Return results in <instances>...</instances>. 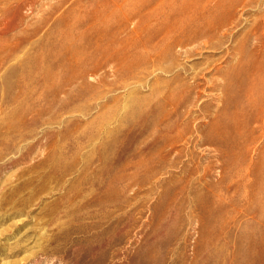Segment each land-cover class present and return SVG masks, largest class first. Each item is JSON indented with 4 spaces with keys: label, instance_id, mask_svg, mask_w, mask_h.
Returning <instances> with one entry per match:
<instances>
[{
    "label": "rangeland",
    "instance_id": "374dc122",
    "mask_svg": "<svg viewBox=\"0 0 264 264\" xmlns=\"http://www.w3.org/2000/svg\"><path fill=\"white\" fill-rule=\"evenodd\" d=\"M100 1L11 0L10 7H0V264H233L235 237L264 232V196L251 192L258 185L252 171L264 166V134L252 124L255 136L261 137L249 146L246 163L230 166L226 176L213 146L197 141L205 140L203 130L210 122L224 118L242 100L240 89L246 84L231 94L223 89L225 74L237 64V45L247 42L249 50L257 44L256 52L264 55V0ZM159 7H174L173 13L177 7H232L233 20L211 39V48L191 45L189 57L173 48L174 55L149 59L138 69L115 72L106 65L87 77L90 90L81 81L64 82L54 100L50 87L58 80L47 81V76L68 74L61 66L75 62L71 50L61 48L75 42L66 28L79 27L77 21L84 29L95 28L97 21L85 24V13H104L101 30L109 42L119 41L124 52L148 55L155 43L152 13ZM141 42L147 46L140 51ZM182 84L191 91L184 92ZM258 86L252 87L257 96ZM168 96L174 103L159 111L158 118L155 107ZM33 108L40 116H34ZM20 112L23 121L16 119ZM175 112L189 127L172 148L181 151L180 157L149 178L156 159L151 121L168 117L173 126ZM56 163L69 167V173L60 174ZM221 173L224 179L219 181ZM46 175L55 177L48 181ZM99 182L113 187L121 207L110 210L111 224L96 228L84 217L85 210L72 216V206L81 201L72 204L64 193L75 183L90 187ZM207 182L216 185L209 192L202 188ZM197 190L210 197L206 211L216 216L209 226L215 241L200 253L195 251L201 216Z\"/></svg>",
    "mask_w": 264,
    "mask_h": 264
},
{
    "label": "bare ground",
    "instance_id": "6f19581e",
    "mask_svg": "<svg viewBox=\"0 0 264 264\" xmlns=\"http://www.w3.org/2000/svg\"><path fill=\"white\" fill-rule=\"evenodd\" d=\"M66 1L68 0H61V2L63 3ZM102 1H100V4ZM10 2L11 0H0V4H2V6L0 5V7H10ZM124 4H125L124 1H118V6L122 7L124 6ZM14 7H20V4H16ZM173 8L174 7H159V9H156L158 10L157 12L155 11L152 13V18L154 19L153 22H155V26H156V28L154 29L155 43L153 47L151 48V52L149 51L150 53L148 55L143 54L141 52H136L134 55L129 52H126V51L124 52L120 50L119 46L121 43H119V41L109 42L106 37V32H102L101 30L102 27L106 26V20L104 18V13L103 14L100 12L96 13L97 11H95L94 13L86 12L85 15L87 16V22L86 23L84 22V23L86 25H94L92 22L97 21L98 25H96L95 28H91L89 26L88 29H84L83 26L77 21V26L79 27L75 29H72L71 26L69 27V29L66 28L68 30V34L71 33L74 35L75 42L71 44L63 45L61 46V48H66L67 46V48L71 50L69 51L67 49L68 54L75 60V62L73 63V65L72 63H70L69 66H66L64 64L61 66L62 70L68 69V74L65 75L62 73V76H61L59 74L56 75V74L50 73L49 76H47L46 78L47 81H52L53 79L58 80V83L50 87V92L54 100L55 98H57L59 93L62 92V85L64 82H70L73 80H75L76 82L81 81L86 86L85 81L87 77L90 75L98 74V72L106 65L112 66V68L116 70L115 72H117L119 69L129 70L134 67L138 69V68H141L143 65H146L149 59H153L154 61L155 60L163 61V59H166L170 54L174 55L173 52H171L173 48H177L179 49V51L182 50L181 53H183L184 56L187 55V57L191 55L190 49H193L191 45L197 44L199 47L211 48L210 47L211 39L216 38V36L218 35V32L224 27L228 26L233 20V14L231 13L232 7H200L198 11L195 9V7H177L178 11L174 13L172 12ZM81 28L83 29L77 30ZM95 38H98V39H95ZM145 43L141 42V45L139 46L140 51L146 48L147 45H145ZM245 43L242 42L241 44H239L240 47L239 45H237V48H239L236 50L237 55H238L237 64L236 65L234 64L235 66L234 68H232L231 72H229L231 70V67L229 68V71H228L229 73L227 72L228 75L225 74L227 77V80L225 82V87L223 88L224 90H226L225 92L227 93L229 92L231 94V93H234L236 89L241 88L243 86L242 84H246L247 85L246 89H240V91L242 90L240 94L242 96V100L237 106L233 108V110L228 111L227 109H225L228 111V113L226 112L225 116L223 115L224 118L215 119L212 122H210L208 126L206 127V130H203L204 131L203 137L205 140L202 141L200 139L197 141L198 145L209 144L213 146L216 152V156L218 155L219 159L222 160L220 164L223 170L221 171H224L223 174H225V176L228 170L230 169V166L235 168L238 165L246 163L245 162L246 154L250 150L249 146L251 144L254 145V143L257 142V141L256 142L254 141L261 137L260 135H257L258 137L255 136L256 133L254 130L256 129H253L254 127H252V124L254 123H255L254 125L257 124L259 126L257 127L259 132L262 135L264 134V55L259 51L256 52L258 49L257 44H251L250 49L246 50V45H244ZM229 46L231 47V45ZM59 51H61V49H59ZM234 51L232 52L234 53ZM252 56L256 58V61L252 58ZM252 60L255 61L253 62L254 64L252 63ZM201 62L199 61V63ZM196 64L198 65V63ZM196 64H194V66ZM178 79L182 80V78H180L179 75H178ZM173 83H176V81ZM177 83L181 84L180 81ZM182 85H179V86L180 87L182 86V88L184 87L183 89L185 90L184 92H187L186 90H188V87L187 86L185 87V84H182ZM255 85H259L258 86L259 87L258 96L252 90V87H254ZM86 89L90 90L91 86L87 84ZM191 89H189L188 92L191 91ZM179 90H181V88ZM10 98H12V101H10L11 99H9L10 102H13V100H15L13 97H10ZM20 103L21 102H19V104ZM173 103H174L173 98L171 96L170 97L168 96L164 103L162 102L156 105L155 115L157 114V117L160 118L159 111L161 112V110H163V108H165L166 106H172ZM32 110H34V108ZM30 112H27V113H30ZM33 113H34V116L36 117L40 116V111L38 109L37 111ZM182 116L183 115L180 113H177V112L173 113V117H174V120H172L174 123L173 126L169 124V120L171 119L168 120V117L166 120L163 121L162 119L160 120L154 116V119L151 121V128H153L152 137H153V144H154V147L152 146L153 149L152 148L151 149L155 153L156 159L155 161H153L154 169L152 170V172L150 171L149 176H148L149 178L150 177L153 178L154 176H156L157 170L161 171L165 167L173 164V160H172L173 158L176 159L180 157L181 151L177 150L173 152L172 148L174 147V145H176L182 140V137L184 136V134L188 132L189 130L188 122L181 121ZM21 117L23 118V114L21 115V112H20V117L16 119H21ZM31 118L33 119V116ZM17 121H23V120L21 119ZM30 136H32V134H30ZM260 150H261L260 154L261 153L263 154L264 144H262ZM172 153L174 157H171ZM22 155H21V158H22ZM73 160L74 158L72 157V161ZM70 163L71 165H73L71 161ZM66 164L67 162H65V165ZM41 167L43 168L44 166L42 165ZM33 168L38 169L37 166L36 168L35 166ZM54 168H56V170L62 175L69 173L68 171L70 170L68 169L69 167L66 168L63 164L60 165L59 163L56 166H54ZM186 169H187V165L182 168L183 170L182 173H184ZM207 169L211 170V167H207ZM196 171H197V168H196ZM262 173H264V166L262 165L260 166L256 165L255 170L252 171L253 179L255 180V183L258 184L256 187L251 188L252 191L250 190L252 192L253 197L264 196V179L261 180L262 178L260 177ZM46 176L47 177L45 179L48 178V175ZM53 177H50V179L52 178L53 180L54 179ZM39 179L40 178H38V180ZM50 179H47V180L49 181ZM223 179H224V176L221 173L219 181ZM43 180L44 179H42V181ZM28 181L29 180H27V182ZM79 181L81 182L82 180H79ZM170 182L174 183L178 181H175L174 179H170ZM25 183H23V185ZM29 183L30 182H28L27 184ZM40 183L39 185L41 186ZM19 184H22V182ZM79 184L76 185L75 183V185L70 186L64 193V198H66L68 202L69 201L72 202L78 199L81 201V203L79 202L77 203V205L72 206L70 210L72 216L75 215V213L79 211L81 212L82 210H85L83 211L84 217L89 219L91 221V226L96 227V228L98 226L109 224L110 222H112L111 220L114 221V218L112 217V212L114 210L116 211V209L118 208L120 209L121 204L119 202V196L116 193V191L113 189V187L111 188L106 187L104 185V182H99L98 184L90 186V187L86 185H79ZM204 184L205 185L202 188L208 192L211 191L216 186L215 184L211 182H207ZM87 185H88V182H87ZM17 186L15 187L18 188ZM186 186L187 185L183 187L181 186L180 190L183 191ZM28 188L30 189L29 186ZM39 190L43 191L44 189H39ZM29 191L30 190H28V192ZM38 191L36 190L34 192H38ZM18 192L21 193L22 191L21 192L18 191ZM14 193L16 194L17 192L12 191V195ZM194 197L196 201L200 203L198 204L200 214H201V216L199 217L200 234H199V238H198L196 248H195L196 249L195 251L197 253H200L208 243H212L215 241V240L212 241L213 236L211 234V230H209V226H211V220L216 218V216L206 211V208L208 207V205L212 204L210 197H207L206 194L202 193L200 190L195 191ZM19 201L21 203V200ZM26 203H27V200H26ZM93 207H98L99 209L93 212H91L92 210L89 211ZM108 207H110V209H108ZM110 210H113V211H110ZM248 213L247 215L253 214L255 216V213L253 212H250L249 214ZM68 215H69V212H68ZM117 235L119 236V234ZM85 237H86V234H85ZM231 262L233 264H264V232L259 233L258 235L236 236L235 237V251L233 254V260Z\"/></svg>",
    "mask_w": 264,
    "mask_h": 264
}]
</instances>
